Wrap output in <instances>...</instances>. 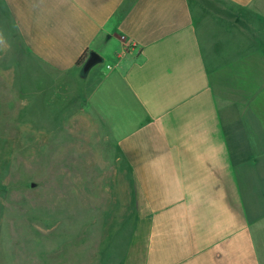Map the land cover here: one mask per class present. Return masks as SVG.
Segmentation results:
<instances>
[{"label": "crops", "instance_id": "crops-1", "mask_svg": "<svg viewBox=\"0 0 264 264\" xmlns=\"http://www.w3.org/2000/svg\"><path fill=\"white\" fill-rule=\"evenodd\" d=\"M0 34L8 87L121 172L114 264H264V0H0Z\"/></svg>", "mask_w": 264, "mask_h": 264}, {"label": "rangeland", "instance_id": "rangeland-1", "mask_svg": "<svg viewBox=\"0 0 264 264\" xmlns=\"http://www.w3.org/2000/svg\"><path fill=\"white\" fill-rule=\"evenodd\" d=\"M28 92L0 74V264H114L133 223L121 172L89 123L60 117L57 93Z\"/></svg>", "mask_w": 264, "mask_h": 264}, {"label": "trees", "instance_id": "trees-1", "mask_svg": "<svg viewBox=\"0 0 264 264\" xmlns=\"http://www.w3.org/2000/svg\"><path fill=\"white\" fill-rule=\"evenodd\" d=\"M101 61V58L93 53V52H89V53H84L82 55V57L78 60L77 64L78 65H87L88 67L93 66L94 64H97Z\"/></svg>", "mask_w": 264, "mask_h": 264}, {"label": "water", "instance_id": "water-1", "mask_svg": "<svg viewBox=\"0 0 264 264\" xmlns=\"http://www.w3.org/2000/svg\"><path fill=\"white\" fill-rule=\"evenodd\" d=\"M89 69H90V67H88L87 65H84L82 67L81 73H80L81 78H84L86 76V73L88 72Z\"/></svg>", "mask_w": 264, "mask_h": 264}, {"label": "clouds", "instance_id": "clouds-1", "mask_svg": "<svg viewBox=\"0 0 264 264\" xmlns=\"http://www.w3.org/2000/svg\"><path fill=\"white\" fill-rule=\"evenodd\" d=\"M3 42L2 34H0V43Z\"/></svg>", "mask_w": 264, "mask_h": 264}]
</instances>
